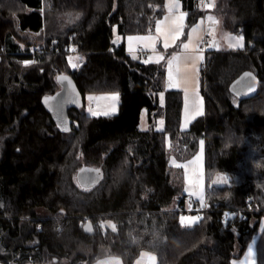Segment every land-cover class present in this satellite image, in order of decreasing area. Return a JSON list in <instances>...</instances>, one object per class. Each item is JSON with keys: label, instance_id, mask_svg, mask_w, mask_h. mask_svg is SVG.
I'll return each instance as SVG.
<instances>
[{"label": "trees", "instance_id": "obj_1", "mask_svg": "<svg viewBox=\"0 0 264 264\" xmlns=\"http://www.w3.org/2000/svg\"><path fill=\"white\" fill-rule=\"evenodd\" d=\"M180 1L188 17L176 47L207 12L244 40L206 51L204 113L187 127L182 91L165 87L166 60H139L126 46L155 29L165 0H0V264H134L144 250L158 264H233L254 235L264 264V0ZM72 50L84 55L75 68ZM247 70L258 90L240 97L230 86ZM60 73L83 95L68 131L41 101ZM104 92L119 93L117 112L89 114L86 94ZM202 143L205 201L195 199L201 217L186 225L183 163ZM84 164L104 170L93 188L77 180Z\"/></svg>", "mask_w": 264, "mask_h": 264}, {"label": "crops", "instance_id": "obj_2", "mask_svg": "<svg viewBox=\"0 0 264 264\" xmlns=\"http://www.w3.org/2000/svg\"><path fill=\"white\" fill-rule=\"evenodd\" d=\"M187 17V11L184 10L180 0H165V13L152 32L131 34L126 37L127 49L135 58L138 51L142 50L146 54V61L166 60V89H179L183 93V127H187L194 118L204 113L201 67L205 62L207 44L203 46L202 43L207 35H211L210 27L216 24V20L206 13L190 27L187 37L179 47H176L185 34ZM222 32L229 46L213 49H236L244 45L242 36L226 33L223 30ZM198 152L204 154L203 143ZM195 199L198 200L199 197ZM149 259L151 264H158L157 257L155 259L150 255Z\"/></svg>", "mask_w": 264, "mask_h": 264}, {"label": "rangeland", "instance_id": "obj_3", "mask_svg": "<svg viewBox=\"0 0 264 264\" xmlns=\"http://www.w3.org/2000/svg\"><path fill=\"white\" fill-rule=\"evenodd\" d=\"M215 0H210L207 4V9L213 7ZM207 16L216 20V24L210 27L211 35L208 39L207 50L213 48H220L221 46H229L227 40L223 38V32L221 27V19L217 15H212L207 12ZM211 25V24H210ZM69 59L73 68L78 67L84 60V55L76 53L74 50L69 53ZM119 93L118 92H104L101 94H86L85 107L89 114L95 116L107 115L116 113L118 110ZM140 126L146 128L147 126V110H143V117ZM184 191L191 193L196 198L199 197V201L203 202L205 191L207 187V177L204 167V154L197 152L193 157L184 161ZM181 221L186 225H192L197 222L201 214L197 211H193L192 206L187 202V211L181 212ZM195 218V219H192ZM264 224V218H263ZM256 240L257 235H254L249 242L247 248L244 250L243 255L240 258L233 259V264H257L256 262ZM150 255L155 257L156 255L150 251H142L140 255L135 259L134 264H151L149 259ZM95 264H124L123 260L119 256H111L101 258L95 262Z\"/></svg>", "mask_w": 264, "mask_h": 264}, {"label": "water", "instance_id": "obj_4", "mask_svg": "<svg viewBox=\"0 0 264 264\" xmlns=\"http://www.w3.org/2000/svg\"><path fill=\"white\" fill-rule=\"evenodd\" d=\"M118 40V38L116 39ZM2 56L0 54V64ZM57 82L60 88L53 94L42 96V104L52 115L62 131H68L73 128V119L70 116L72 108H80L83 105V95L80 91L74 77L69 73H60L57 75ZM259 78L252 70L241 73L232 83L231 91L240 97H250L256 94L259 86ZM104 170L100 166L84 164L77 171V180L83 188H93L104 178ZM89 225L91 231H88ZM84 231L87 234L95 233L93 222L87 221L84 224ZM38 264V263H28Z\"/></svg>", "mask_w": 264, "mask_h": 264}, {"label": "built area", "instance_id": "obj_5", "mask_svg": "<svg viewBox=\"0 0 264 264\" xmlns=\"http://www.w3.org/2000/svg\"><path fill=\"white\" fill-rule=\"evenodd\" d=\"M202 1L206 5L210 0H202ZM209 38H210L209 35H207L205 37L204 42L202 43L203 46H205L207 44ZM136 58L139 59V60H145L146 59L145 52L142 51V50L138 51V54H137ZM250 199H252V197H250ZM188 202H189L190 206L194 207L195 206V197L192 196V195H189L188 196ZM86 220H88V218H86ZM222 220L225 221V222L228 220L226 213L222 216Z\"/></svg>", "mask_w": 264, "mask_h": 264}, {"label": "snow or ice", "instance_id": "obj_6", "mask_svg": "<svg viewBox=\"0 0 264 264\" xmlns=\"http://www.w3.org/2000/svg\"><path fill=\"white\" fill-rule=\"evenodd\" d=\"M94 115H95V113H93ZM192 219H195V218H192ZM88 231H91V226L89 225V227H88V229H87Z\"/></svg>", "mask_w": 264, "mask_h": 264}]
</instances>
